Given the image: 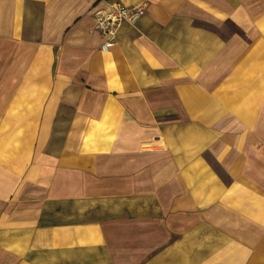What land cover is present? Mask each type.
<instances>
[{"label": "crops", "instance_id": "0c3cea01", "mask_svg": "<svg viewBox=\"0 0 264 264\" xmlns=\"http://www.w3.org/2000/svg\"><path fill=\"white\" fill-rule=\"evenodd\" d=\"M0 0V264H264V0Z\"/></svg>", "mask_w": 264, "mask_h": 264}, {"label": "built area", "instance_id": "2783aa9c", "mask_svg": "<svg viewBox=\"0 0 264 264\" xmlns=\"http://www.w3.org/2000/svg\"><path fill=\"white\" fill-rule=\"evenodd\" d=\"M144 13L143 5H127L121 0H97L93 15L95 28L102 36V51H108L117 42L124 24H134Z\"/></svg>", "mask_w": 264, "mask_h": 264}]
</instances>
